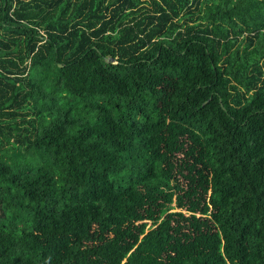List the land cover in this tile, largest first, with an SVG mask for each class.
Wrapping results in <instances>:
<instances>
[{
	"label": "trees",
	"instance_id": "16d2710c",
	"mask_svg": "<svg viewBox=\"0 0 264 264\" xmlns=\"http://www.w3.org/2000/svg\"><path fill=\"white\" fill-rule=\"evenodd\" d=\"M0 264H264V0H0Z\"/></svg>",
	"mask_w": 264,
	"mask_h": 264
},
{
	"label": "water",
	"instance_id": "95a60500",
	"mask_svg": "<svg viewBox=\"0 0 264 264\" xmlns=\"http://www.w3.org/2000/svg\"><path fill=\"white\" fill-rule=\"evenodd\" d=\"M105 61H106V62H111V60H110V59H105Z\"/></svg>",
	"mask_w": 264,
	"mask_h": 264
}]
</instances>
